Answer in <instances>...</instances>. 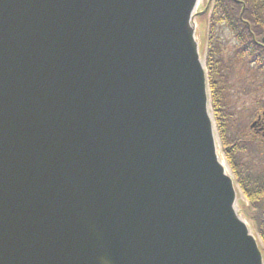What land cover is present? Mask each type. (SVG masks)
I'll list each match as a JSON object with an SVG mask.
<instances>
[{
	"label": "water",
	"instance_id": "obj_1",
	"mask_svg": "<svg viewBox=\"0 0 264 264\" xmlns=\"http://www.w3.org/2000/svg\"><path fill=\"white\" fill-rule=\"evenodd\" d=\"M198 2L0 0V264H264Z\"/></svg>",
	"mask_w": 264,
	"mask_h": 264
},
{
	"label": "trees",
	"instance_id": "obj_2",
	"mask_svg": "<svg viewBox=\"0 0 264 264\" xmlns=\"http://www.w3.org/2000/svg\"><path fill=\"white\" fill-rule=\"evenodd\" d=\"M210 2L211 13L207 22L206 35V64L216 128L234 181L246 200L242 212L259 236L264 251V166L259 171H253L249 166L236 161V155L245 149L240 144L235 145L227 141L226 105L222 96L227 88L225 76L220 72L228 68L221 58L224 43L219 35L221 27L228 31L235 42L234 59L245 67V71L252 72L253 64H257L258 70L264 75V45L260 40L264 36V0H210ZM258 80L255 74L253 82L257 83ZM263 108L264 103L262 102L254 110L255 116ZM250 133L252 137L247 139L250 144L257 148L264 146V132L258 133L255 128L250 129Z\"/></svg>",
	"mask_w": 264,
	"mask_h": 264
},
{
	"label": "rangeland",
	"instance_id": "obj_3",
	"mask_svg": "<svg viewBox=\"0 0 264 264\" xmlns=\"http://www.w3.org/2000/svg\"><path fill=\"white\" fill-rule=\"evenodd\" d=\"M207 4V0H200V4L197 9V13L203 11ZM210 15V10L203 16L197 18L195 16L194 22L196 25V39L203 48L205 53L207 42L206 34L208 31L207 21ZM197 18V19H196ZM219 35L224 43L221 51V58L223 64L228 68L225 71H221L220 74H224L226 82V91L223 92L224 102L226 105V136L229 143L235 145H241L245 151L237 154L235 160L239 163L249 166L253 171H259L264 166V146L261 148L254 147L247 139L251 138L250 129L256 118L253 113L254 110L264 102V75L258 70L256 64L253 67L259 71V82H253V76H255L254 70L252 72L245 71V67L239 64L233 56L234 53V40L228 33V31L221 27ZM202 45V46H201ZM204 55V54H203ZM227 78V79H226ZM213 111V109H212ZM214 114V112H213ZM216 122V121H215ZM218 152L222 161L226 162L225 156L222 152V146L218 139L216 132ZM246 205V200L238 188V212L245 219L239 208ZM246 220V219H245ZM248 227L255 235L252 229L251 223L248 221Z\"/></svg>",
	"mask_w": 264,
	"mask_h": 264
},
{
	"label": "flooded vegetation",
	"instance_id": "obj_4",
	"mask_svg": "<svg viewBox=\"0 0 264 264\" xmlns=\"http://www.w3.org/2000/svg\"><path fill=\"white\" fill-rule=\"evenodd\" d=\"M256 126L258 129L264 131V113L262 114V116L257 118Z\"/></svg>",
	"mask_w": 264,
	"mask_h": 264
}]
</instances>
